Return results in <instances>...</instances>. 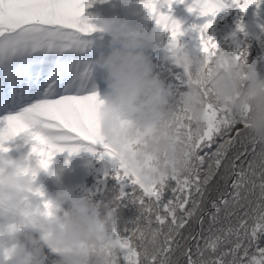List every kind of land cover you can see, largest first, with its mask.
I'll return each mask as SVG.
<instances>
[{"label": "snow or ice", "instance_id": "snow-or-ice-1", "mask_svg": "<svg viewBox=\"0 0 264 264\" xmlns=\"http://www.w3.org/2000/svg\"><path fill=\"white\" fill-rule=\"evenodd\" d=\"M172 2L167 0L168 7ZM158 4L159 0H146L145 7L157 25L171 29L175 38L179 22L169 25L170 15L162 13ZM89 6V0H0V121L7 123L0 138L38 129L31 133L37 142L32 151L41 157L44 168L55 153H77L85 145L101 162L116 160L98 135L100 96L94 86V62L89 58L96 29L84 18ZM228 6L226 0H193L189 11L216 17ZM231 6L244 13L255 6L259 16L264 0H231ZM211 24L199 29L205 52L210 51L209 42L218 44L213 37L204 38ZM243 26L241 20L238 29ZM257 26L264 31V23ZM245 49L239 48L236 55ZM209 110L208 125L194 145L186 175L173 178L167 186L145 189L123 176L118 165L105 171V181L112 179L120 185L121 206L127 201L140 212L131 227L115 230L125 240L136 233L140 241L137 249L124 245L120 264H180L181 257H186V264H264V247L258 243L264 234V151L247 169L238 164L248 153L247 124L227 114L221 116L220 109L211 104ZM237 125L242 127L237 130ZM7 150L0 144V151ZM229 180L233 181L230 186ZM129 187L131 191H126ZM257 188L259 196L253 201L249 197ZM240 209H250L251 215L245 210L243 217H249L251 224L240 216ZM139 224L150 234L147 244L142 242ZM196 225L199 230L193 235ZM190 241H196L195 253Z\"/></svg>", "mask_w": 264, "mask_h": 264}, {"label": "clouds", "instance_id": "clouds-1", "mask_svg": "<svg viewBox=\"0 0 264 264\" xmlns=\"http://www.w3.org/2000/svg\"><path fill=\"white\" fill-rule=\"evenodd\" d=\"M173 22H179V28L165 55L183 69L186 91L179 97L146 54L157 40L155 34L119 16L94 25L111 35L112 49L94 61V67L106 73L110 90L97 104L98 135L114 153L122 175L133 178L138 188L167 186L188 173L194 145L210 119V104L221 116L246 123L249 142L264 146V74L259 61L249 62L247 48L240 56L211 42L208 52L191 49L181 42V22L170 16L169 25ZM10 138H0V144ZM49 166H33L30 155L5 162L12 171L0 172V264H43L45 246L59 254L57 264H120L124 245L137 249L140 241L136 233L125 240L115 232L122 224L119 195L106 212L91 196L74 197L70 189L59 191L38 211L25 206L29 193L44 196L33 183L38 171ZM137 227L147 244V228ZM138 250L143 254V248Z\"/></svg>", "mask_w": 264, "mask_h": 264}, {"label": "trees", "instance_id": "trees-1", "mask_svg": "<svg viewBox=\"0 0 264 264\" xmlns=\"http://www.w3.org/2000/svg\"><path fill=\"white\" fill-rule=\"evenodd\" d=\"M145 2L146 0H109L107 2L105 0H89L90 6L85 9L84 18L88 19L89 23L95 25L101 19L119 16L121 19L128 20L136 29L155 34L157 40L145 50L146 54L152 60L156 73L160 75L161 79L168 86L176 91L177 97H179L186 91V83L183 69L169 60L165 55L167 44L171 40V34L157 25L154 15L145 7ZM226 2L230 6L223 9L216 17L202 16L199 10L189 11L193 0H184V2L173 0L171 7H168L167 0H159L158 6L164 5L159 10L181 22L185 33L181 37V42L189 48L202 49L199 29L211 21V27L204 33V38L213 37L221 48L235 52L241 47H246L249 52V62L259 61V70L264 74V31H261L257 26L259 23H264V7L259 10V16H257L255 6L249 7L247 13H244L239 7L231 6V0H226ZM125 5L129 6L126 7ZM241 20H243L246 27L245 32H240L238 29V24L241 23ZM92 40L93 45L89 58L93 62L99 58L101 53L106 55L112 50L110 34L96 31L92 34ZM96 71H100V73L106 76V73L102 69L95 68L94 73ZM98 90L99 93H102L101 98H104L110 91L107 81L102 83V87ZM103 92H105L104 96ZM241 127L242 125L236 126L237 130ZM233 135H235V131ZM22 140L26 144L31 145L32 148L27 149L26 156L30 155L33 166H38L41 157L32 151L37 142L29 133H25ZM87 147L85 145L77 153H70L68 151L55 153L49 168L47 170L40 169L37 179L33 183V188L40 189L44 193V196L33 197L29 193L25 198V206L32 211H38L43 208L48 200L53 199L59 191L70 189L74 197L91 196L94 201L104 205L102 210L106 212L115 197L120 194V185L112 179L105 181L104 174L105 171L117 166V163L116 161L109 160L101 162L93 152L87 150ZM214 147L208 151L214 150ZM262 151H264V146L248 142V153L237 163H242L243 167L247 169L249 162L259 161V154ZM5 162L0 151V172H4L5 170L12 171L11 168L7 169L5 167ZM217 179H219V176ZM232 182V180L228 181L229 186ZM125 190L131 191V187ZM258 196L259 189L257 188L255 195L249 198L255 201ZM251 207L254 208L255 203ZM245 210H248L251 215L250 209H240L241 217H243ZM120 212L122 216L121 228L124 226L131 227L132 222L140 215L138 206L127 201L123 202ZM243 218L248 219L249 224L253 222L249 217ZM232 222H236L235 217L232 218ZM209 223L210 218L206 219L205 231L203 233L205 238L209 235L207 231ZM215 227H220V225H216ZM198 230L199 226L196 225L192 234L194 235L195 231ZM35 235L41 236L42 233L37 232ZM185 235H188V233L186 232ZM195 243L196 241L189 242L193 253L196 251ZM199 243L201 247L204 246L203 239ZM258 243L260 247H264V234L260 235ZM251 250L254 251L255 248L253 247ZM44 252L45 258L43 264H57L60 259L59 254L53 252L47 246H45ZM176 255L180 256V252L178 251ZM193 258L195 259L196 256L194 255ZM7 264H13V262L9 260ZM180 264H186V257H181Z\"/></svg>", "mask_w": 264, "mask_h": 264}, {"label": "rangeland", "instance_id": "rangeland-1", "mask_svg": "<svg viewBox=\"0 0 264 264\" xmlns=\"http://www.w3.org/2000/svg\"><path fill=\"white\" fill-rule=\"evenodd\" d=\"M106 2L109 0H105ZM106 78V76H101L99 74L94 75V86H95V90L99 93L98 88H99V81H104V79ZM105 95V92H103V96ZM99 96L102 97V93H99ZM7 126L6 121H0V132H2ZM29 130L31 131H37L38 129L36 128H30ZM20 135H22V133H19ZM24 136V135H23ZM32 137V136H31ZM4 148H7V151H3L4 154L6 155V159L9 162H15L20 160L21 158L26 156L27 153V149H31V145L30 144H26L21 143L20 140L15 139V136L10 138L4 145Z\"/></svg>", "mask_w": 264, "mask_h": 264}]
</instances>
